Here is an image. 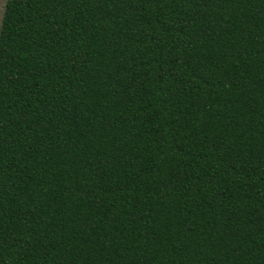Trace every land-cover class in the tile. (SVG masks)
I'll return each mask as SVG.
<instances>
[{
    "label": "trees",
    "instance_id": "16d2710c",
    "mask_svg": "<svg viewBox=\"0 0 264 264\" xmlns=\"http://www.w3.org/2000/svg\"><path fill=\"white\" fill-rule=\"evenodd\" d=\"M0 264H264V0H5Z\"/></svg>",
    "mask_w": 264,
    "mask_h": 264
},
{
    "label": "rangeland",
    "instance_id": "374dc122",
    "mask_svg": "<svg viewBox=\"0 0 264 264\" xmlns=\"http://www.w3.org/2000/svg\"><path fill=\"white\" fill-rule=\"evenodd\" d=\"M5 0H0V23H1V17L4 9Z\"/></svg>",
    "mask_w": 264,
    "mask_h": 264
}]
</instances>
